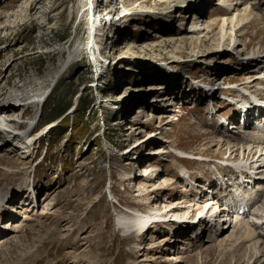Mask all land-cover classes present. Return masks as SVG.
Masks as SVG:
<instances>
[{"label":"rangeland","instance_id":"obj_1","mask_svg":"<svg viewBox=\"0 0 264 264\" xmlns=\"http://www.w3.org/2000/svg\"><path fill=\"white\" fill-rule=\"evenodd\" d=\"M190 1L195 4H188ZM215 1L210 0L211 12L202 13L208 19L209 32L185 33L184 28L191 23L180 17H185V10H191L198 1L0 0V105L8 106L11 95L12 99L18 94L25 99L28 95L38 99L45 92L39 103L20 100L21 106L14 113L18 126L23 128L21 132L38 137L34 147H30L34 138L27 144L30 152L23 154L10 147L9 142L0 146V194L5 196L0 206V264H179L171 258L183 252L180 246L184 237L193 246L183 258L198 254L199 261L194 258L191 264H244L250 258L252 247H231L229 242L219 247L216 243H203L206 235L191 239L192 233L172 234L176 225L187 228L194 224L191 221L178 220L172 225L161 219L160 224L150 228V233L126 235L116 223V214L122 210L107 194L112 189L122 205H137L143 211L151 205L161 208L172 201L188 205L189 201L199 200L193 196L197 192L201 193V203L209 191L200 177L205 179L209 175L214 160L228 155L224 146H214L216 137L221 139L219 144L228 140L230 145L250 140L240 136L228 138L226 134L236 135L233 128L223 133L213 126L219 114L233 115L232 104L219 91L212 100L193 98L192 102L191 95L180 96L172 91L166 98L171 104L166 105L176 103L177 99L174 108L153 105L154 112L146 111L137 117L138 134L125 129L127 123L132 124L128 116L135 118L137 108L142 103L147 105L140 100L145 92H151L149 84H181L177 73L235 85L234 89L223 90L225 96L232 95L230 99L238 97L239 88L259 90L255 84L246 83L239 57L264 61V53L253 54L264 44V0H229L236 7L247 4L252 10L239 37V52L229 50L233 45L227 39L219 45L218 24L222 16L231 12L223 5L213 4ZM95 7H99L100 14L107 8L127 16L121 17L118 25L111 21L100 24L96 35L99 45L94 52L92 35L96 32L91 20ZM125 8L131 11L125 12ZM168 18L184 28L178 30ZM195 19L196 16L194 22ZM95 56L106 65L101 74ZM167 65L176 72L162 70ZM162 71L177 78H171L172 81ZM222 74L227 78L223 79ZM185 80L188 79L182 81ZM191 88L195 90L194 86ZM136 100L140 105L136 106ZM239 101H244V97ZM85 102L89 105L81 115L79 109ZM159 113L169 120L165 126L160 123ZM6 114L13 112L7 110ZM118 121L123 123L118 126ZM137 138L142 141L134 144ZM256 141L260 140H252ZM159 142L166 152L159 156L148 154L149 148L157 147ZM174 148L194 154L193 158H178L180 152ZM238 152L228 155L226 160L239 159ZM133 156L140 157V162L134 163ZM147 157L153 164L152 177L158 174L153 179H168L162 188L153 190L156 185L140 181L139 166L146 165ZM174 157L187 166L193 181L204 184L202 192L188 190V178L179 174L171 160ZM132 173L133 179L129 176ZM124 176L129 179L124 180ZM263 197L264 192L259 198ZM2 222H8L4 223L7 226L2 228ZM248 264H264V259L253 263L251 258Z\"/></svg>","mask_w":264,"mask_h":264},{"label":"bare ground","instance_id":"obj_2","mask_svg":"<svg viewBox=\"0 0 264 264\" xmlns=\"http://www.w3.org/2000/svg\"><path fill=\"white\" fill-rule=\"evenodd\" d=\"M195 1H198L197 4H199V1L202 2L204 0H195ZM217 1L218 2L216 4H218L219 6L222 4L223 7H227V10H230V12H231V13L229 12L230 15L227 17L222 16V19L218 24V31H219L218 33H220L219 45L222 44L221 42H223V41L225 42L227 39L230 41V44L233 45V48L229 49V50L239 52L238 47H242L241 46L242 43H239L241 41V38H239V37L241 36V34L243 32V28H244L245 23L250 21V18L252 15V10L248 9L247 4L244 5V7L239 8V7H236V3L232 4L231 2H229V0H228V2H227V0H217ZM237 5H238V3H237ZM99 6L101 7L102 4ZM121 6L123 7V5H121ZM192 8H194V7H192ZM192 8H191V10H192ZM106 9H104V11H106V13L103 11L101 14L99 11V7H97V8L95 7L94 11H92L93 15H92L91 21L93 22L92 23L93 24V30H95V32H96V33L94 32L95 36L92 35V39H93V43H94V45H93L94 48L92 47V50L94 52H95L96 46L99 45L98 37L96 35L98 34V28H99L100 24H102V23L104 24L105 21H107V22L111 21L112 23L115 22V25L116 24L118 25L119 19L121 17L126 18V16H127L126 13L124 14L122 12L124 14L123 15V14H119L114 9H111V10L107 9L110 11H107ZM124 11L126 12V11H131V10H129L128 8H125ZM199 12H200L199 18L197 17L196 18L197 20L195 22H191L190 25L188 24L189 26L187 25L184 28L185 33H188V32L189 33H191V32L208 33L209 32L208 19L206 17L204 18V16H202L203 11L201 9L199 10ZM182 22L184 23V20ZM198 29H200V30H198ZM122 44H123V42H122ZM122 47L126 48L127 46H122ZM239 49H242V48H239ZM99 53H100V51H99ZM263 53H264V44L260 45V47L258 49V53L255 52L253 54L254 55L255 54L263 55ZM238 56H240V55H238ZM95 57L96 58L94 60L96 62L97 61L99 62V63L97 62L98 63V74H101V72L103 73L104 70L106 69V65L104 63H102V60H99L97 56H95ZM239 59L242 60V64H243L242 68H240L241 66L239 67L240 71L246 72L244 74V79L245 80L248 79V81L246 83L251 82L253 84H256L257 83L256 80H258V79L264 80V61H260V60H262L261 58L247 59V57L241 56V57H239ZM256 67H258V70L254 71V70H256V69H254ZM251 69H253V70H251ZM57 76H58V74H56L52 78L51 83H53L56 80ZM227 76L228 75L222 74L223 79H224V77L227 78ZM252 77H254V78H252ZM171 80L173 81L174 79H171ZM172 81H170V82L173 83ZM215 81H218V80L216 79ZM175 82H177V81H175ZM221 83L222 82H220V84ZM260 84H262V83H260ZM262 85L264 86V84H262ZM167 86L172 87L171 85H168V83L165 86V88ZM161 87L163 88L164 86L162 85ZM241 88H243V86H241ZM149 90H151V92L154 90H159L158 83L157 84L150 83L149 84ZM243 90L245 92L247 89L243 88ZM222 92H221V95H225L224 92L223 93ZM244 92L240 93V90H238L237 91V95L239 96L238 99L232 98V99H229V101H228V103L231 104L232 100L236 99L240 103L239 106L237 105V107H234L235 113H236V111H239V113H240V109H238L240 106L246 107V104H247V108H248V107L255 106L257 104L256 102H252V100L250 99L249 96L244 95L243 94ZM248 92H249V94H252L251 91H248ZM257 92L259 94L264 93L260 89L257 90ZM44 93L42 95H40L38 97V99H36L34 95H28V97L25 99L23 95H19V94L17 96H15L16 98L12 99V97H11L12 95H11L7 101V104H9L8 106L6 104H5L6 106L0 105V146L9 142L10 147H15L17 149H20L21 152H23V154L26 152H30V147L27 146V144H29L33 140V138L34 139L37 138V136L34 137V135H27L26 133H22L21 131L23 130V128H20V126H18V124H17L18 122L14 120V119H16L14 113L16 111H18V108H20L19 106H21V104H20L21 101L27 100L26 104H33L35 102L36 103L42 102V100L44 99V95H45ZM172 94H173V92L168 88L166 90V93L164 94L165 95L164 98L166 99L169 96H171ZM215 96L216 95H214L212 98H214ZM240 97H244V101H239ZM262 99H264V98H262ZM237 101H236V104L238 103ZM140 102H144V101L140 100ZM242 102H244V104H242ZM113 105H115V104H113ZM142 105H143V103H142ZM3 106H5V108H3ZM140 107H142V106L140 105L139 108H137L138 114L135 115V118H137L139 116V114L143 112L140 109ZM7 110H11L13 112V114L8 116L6 114ZM157 115L160 117V123L163 126H165L169 122V120H166L167 116L164 115L163 113H159ZM126 117H127V115H126ZM122 118H123V116H122ZM123 121H124V119H123ZM123 121H118V126H120V122L122 124ZM136 121L137 122L135 124H131L132 126H130V124L127 123V125L125 127L126 131L129 129L132 130L134 132L133 135L138 134V132L136 131V128H137L136 125L138 124V118ZM229 122L231 123V128H234V130H237L236 131L237 133H236V135H227L226 134V136H228V138L233 137V136H240V137H243L244 139L247 138V136L241 132L242 129L237 128V127H239L238 120L235 121V118H234L233 121H229ZM233 123L236 126H233L232 125ZM33 124H35V123L33 122L31 124L32 126L31 125L29 126L30 129H32ZM220 126H222V125H220ZM201 128H203V127L201 126ZM245 128L247 131L248 130L250 131V128H248V127H245ZM234 130L232 132H235ZM243 130H245V129H243ZM257 134H258L259 140H260L258 142L256 141L257 143L252 142V140H256L255 138H253V139L250 138V140H248L247 143H243L244 141L243 142L241 141L242 143H239V144L233 143L235 145H230L228 140H225V141H222L223 144H219V141H221V139L216 137L217 143H215L214 146H218V145L222 146V147L224 146V148L226 150L224 153H227L229 156L235 155V151L238 150L239 152L237 154H239V159H236V160L231 161L229 163H232V162L238 163V164L236 163L234 165L235 170H239V168H241V169L250 171L248 176L247 175H245V176L241 175L242 180L246 184H250L252 187L257 186L256 188L260 189L262 187V185L264 184V179L261 180V177L264 176V132H257ZM150 135L151 134H148V137ZM149 138L153 139L151 136ZM147 140H149V139H147ZM141 141L137 138L133 142H134V144H136V143H140ZM166 142L167 141H165V143ZM149 149L150 150L147 152L150 155L159 156V154H162V152H166V151H164L165 148H164L163 144L160 142H159V145L157 147L149 148ZM174 149L176 151H179V152H184V153L186 152L184 150H177L176 148H174ZM246 150H248V151L246 152ZM168 153L169 152H167V154ZM191 155H193V154H191ZM132 158H137V160L134 161V159H132ZM132 158H131V160L134 163L140 162V157L133 156ZM181 158L183 159L184 157H181ZM150 160H151V158H148V157H147V159L144 160V164H146V165L139 166L140 173H138V174L141 176V177H139V178H141L140 181L145 180L147 183H150L153 187L156 185V187L153 188V190H156L159 187L162 188L163 185L165 183H167L168 179L164 178L161 181L159 180V178H158V180L153 179L158 174H156L154 177H152L153 176V174H152L153 164H152V162H150ZM171 160H172V163L175 164V167L180 170L179 174L183 175V177L186 179L188 178L189 181H192L194 179V177H192V178L190 177L189 170L187 169V166L183 162H179L177 157L171 158ZM198 160H201V159L198 157ZM208 160H211V159H208ZM141 161H143V160H141ZM203 162L209 163L210 161H203ZM254 170L257 171V175H254L251 172ZM233 172H234V170H233ZM237 176L239 177L240 175H237ZM123 179L127 180V179H129V177L124 176ZM138 181H139V179H138ZM158 181H159V184H158ZM195 182H192V183H195ZM196 184L199 185V183H197V182H196ZM200 186H201V187H199L200 189H197V191L201 190V192H202L203 191L202 187H204V184L203 185L201 184ZM215 186H217V185H215L213 183L212 187L216 188ZM137 191H140V190H137ZM196 195H198V199L200 200L201 193L197 192ZM4 199H5V196L0 194V206L3 203ZM7 200L8 199H6L5 203H7ZM199 200L189 201L188 205H186V203L184 201H182V202H184L185 204L177 202V201H172L168 204L164 203L161 208L156 206V205L155 206L151 205L147 211V214H144L143 212H141L140 215H138L136 212H133V215L122 213L123 214L122 216L117 217L116 223L119 224L121 226V229H123V230L135 228L136 231H140L141 226L147 220L153 218L154 216L155 217L159 216L160 218L167 220V222H171L172 225H176V223H178V220L179 221L183 220L184 222H187V223H188V221H191L192 223H194V221H196L197 219L205 220L204 218H201V217H209L210 219H215L217 216L220 219L224 216V214H218V212L220 210H219L218 205L216 204L217 203L216 201L219 200V196L217 195V190H211V193L210 194L208 193L206 199L201 201V203H198ZM209 203H211L210 206H209ZM177 205H179V207ZM250 219L257 220V224L251 225L250 223H247V220L246 221L243 220L239 224L237 221L234 220L235 229L228 227L226 230H224L222 232L221 236L216 237V239L214 240L215 242H213V240H211L210 235L208 236V238L205 239V241L211 242V243H216L219 247H222L224 244H228V242H229V244H231V247L241 246L245 249L252 247L253 249H252L251 256H250V258L245 260L244 264L250 263L251 258H253V263H256V262L260 261L261 259H264V242L261 240V238H259L260 236L256 235V232L258 230L259 231L261 230L262 235H264V197L262 198V201L260 203V207L258 208L257 212L254 215H252L250 217ZM2 223H3V225L1 227H6L7 226L6 224L8 222H2ZM4 223H6V224H4ZM183 225H185V224H183ZM193 225H189L187 228L193 227ZM130 226H132V227H130ZM213 226L214 225H211V227H213ZM176 227H178V226L176 225ZM181 229H182V232L185 233L184 226H181ZM193 232H195V229H193V231L191 233H193ZM138 233L140 234V232H138ZM184 235H186V233ZM184 235H182V236H184ZM187 236H189V235H187ZM190 236L191 237H189V238H192L193 235L191 234ZM195 237H197V236H195ZM187 238L188 237L181 238L182 242L181 241L180 242L183 243V245L180 246V249L183 250V252L177 253V256H175V258H173V257L171 258V259H174L173 263L182 264L180 262L187 261L189 264H191L194 258H196V262L199 261L197 258L198 254H195L191 258L190 257H188L186 259L183 258L184 254L188 251V249L191 246V245H188V244H190V241ZM1 240H2V238H1ZM1 240H0V242H1ZM0 245H1V243H0Z\"/></svg>","mask_w":264,"mask_h":264},{"label":"trees","instance_id":"obj_3","mask_svg":"<svg viewBox=\"0 0 264 264\" xmlns=\"http://www.w3.org/2000/svg\"><path fill=\"white\" fill-rule=\"evenodd\" d=\"M82 106H81V108L79 109V112L81 113V115H83L84 114V110L88 107L87 105H89V102H85L84 103V105L83 104H81ZM63 110H61L60 112H62Z\"/></svg>","mask_w":264,"mask_h":264}]
</instances>
